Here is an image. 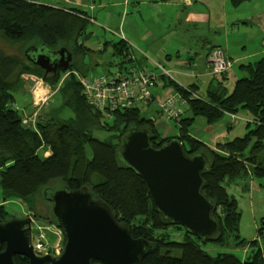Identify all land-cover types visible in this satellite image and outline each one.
<instances>
[{"label":"trees","instance_id":"1","mask_svg":"<svg viewBox=\"0 0 264 264\" xmlns=\"http://www.w3.org/2000/svg\"><path fill=\"white\" fill-rule=\"evenodd\" d=\"M251 1L230 0V3L237 8ZM78 15H81L80 19L76 18ZM82 17L88 16L71 8L44 5L40 0H0V36L8 43L26 44L22 55L0 51V190L4 202L19 200L25 204L27 215H34L37 200L49 202L51 190L56 189L53 187L70 191L86 188L94 199L110 208L115 220L128 229L132 238L149 242L141 264H264V244L258 243L257 239L240 238L236 199L226 191V186L234 180L264 176V58L241 66L245 75L235 81L230 93L210 72L215 78L208 83L204 97L195 91L196 84L180 86L158 74L162 84L160 93L174 90L186 102L185 113L172 123L178 133L162 137L155 125V115H161L156 99L148 103L149 109L154 104L155 110L150 109L151 113L146 116L137 108H129L108 118L87 105L77 79V76H88L82 68V59L89 50L77 48L86 25ZM71 43L81 56V68L71 65V59L66 71L59 70L54 76L43 78V71L31 60L33 49L55 51L66 48L71 54L68 47ZM82 45L79 43L80 47ZM111 46L113 58L108 66L120 69L131 62L124 39H118ZM102 47L101 51L105 49L104 44ZM59 72L65 73L60 82ZM32 76L34 79L39 76L44 82L49 80L53 90L59 82L56 90L62 104L73 114L70 120L63 121L49 113L37 115L34 125L22 124L27 116L24 113H30L16 107V94L27 90V78ZM241 111L249 118L242 137L217 141L211 148L190 135L196 118L214 125L224 115H237ZM137 128L149 132L154 148L177 139L188 156L205 155L208 166L202 174L201 192L215 206L212 216L218 222L219 232L214 239L202 241L182 227L170 224L154 210L143 181L118 157L122 138L128 130ZM93 132H104L109 136L100 140L92 135ZM87 144L91 148L90 157L85 151ZM44 152H47L46 156ZM242 190H248V186L242 185ZM8 218L1 205L0 222ZM260 224L257 233L262 236L264 219ZM169 229L181 232V240L170 239ZM208 244L230 250L242 249L244 257L240 261L228 252L210 256L203 249ZM172 252L179 255H170ZM14 262L28 263L20 256H15Z\"/></svg>","mask_w":264,"mask_h":264},{"label":"rangeland","instance_id":"2","mask_svg":"<svg viewBox=\"0 0 264 264\" xmlns=\"http://www.w3.org/2000/svg\"><path fill=\"white\" fill-rule=\"evenodd\" d=\"M68 4L64 2H68ZM44 5L53 7H67L82 11L93 21H87L85 31L77 42V48L89 50L87 55L84 56L83 63L86 64L82 67L89 77L104 74L107 69L114 70L116 67L108 66L109 59L112 60L111 54L113 53V42L118 39H125L129 42L132 54L135 60H143L142 66L144 69L152 71L157 75L164 70L169 73L168 77L178 83L180 86H191L196 84L198 86L195 91L198 95L204 97L208 83L215 78L210 72L201 74L200 67L198 68V75L194 76L193 69L188 64L189 57L197 53L201 57L205 55V45L213 44L218 49H222L225 54L232 60L237 61L243 55L260 50L262 47L258 45L250 46L247 50L233 45V41L241 35V38H249L250 35L258 33L257 28L248 27L245 23L247 17L245 14L249 9L244 8L241 11H235L230 3V0H200L195 2L194 10L198 13H203L209 16L208 20L198 22L197 26L192 23H185L184 14L186 9H183L179 4L182 0H40ZM264 7V0L259 3ZM229 15V17L227 16ZM233 15V16H230ZM76 18L80 19L79 16ZM236 20V28L232 30L226 29L225 24ZM197 37L208 42L203 44L202 40L197 41ZM82 43V47L79 46ZM104 44L105 49L102 50ZM26 44L21 43H8L3 37L0 36V51L4 54H23V49ZM69 44L68 47L71 51L72 63L71 65L81 68V56ZM166 55L170 56V60L166 59ZM264 56H254L253 59L247 62L258 61ZM99 64H95V61ZM108 62V63H107ZM238 63L227 72V76L216 75L214 80L222 81L226 87V92L230 93L233 89L235 81L243 77L245 72L237 68ZM159 66V67H157ZM82 70V69H81ZM65 73L59 72V82L63 79ZM225 79H222V78ZM39 80L40 92L37 93L41 96L37 98L36 107H32L34 95L32 90L33 84ZM55 88L57 89L58 83ZM29 84L25 92L19 91L16 94V103L24 105L26 102L31 101V105H26L29 111L28 118H31L34 113L37 115L53 114L63 121L70 120L73 117L71 110L64 106L61 102V96L58 90L51 88V82H46L42 79L27 78ZM152 94L157 99H162L159 95L160 88L158 86L151 90ZM28 93V94H27ZM37 97V95H35ZM161 101V100H160ZM26 109H24L26 111ZM155 110V105L153 108ZM148 112L151 113V110ZM49 114V115H50ZM240 117H231L224 115L213 127L215 134L220 138L219 142L231 141L236 137H242L245 132L246 120L243 115L244 111L239 112ZM242 116V117H241ZM229 123L231 129L227 134H222L227 129ZM155 125L163 136H175L178 132L173 124H167L161 115H155ZM208 125L201 119L196 118L190 128V133L195 137L202 138L208 141L209 137L205 130ZM33 128V127H32ZM213 134V135H215ZM92 135L100 140L107 138L109 134L104 132H93ZM211 134L210 137H213ZM221 135V136H220ZM86 154L90 157L92 155L91 148L87 144L85 146ZM42 155V152H40ZM247 185L248 190H242V185ZM53 188H58L55 186ZM226 191L236 199L238 217V234L241 239L246 241L258 240V243L264 244V235L259 236L257 231L260 228V221L264 219V176L262 177H243L232 181L226 186ZM4 207V212L9 218H26L28 211L25 204L19 200L8 199L4 202L2 192L0 190V206ZM51 205L50 202L37 200L35 214L45 217H50ZM170 239L174 241L181 240V232L173 229L167 230ZM37 234L43 236V241L49 246L54 247L59 252L62 251L65 244V239L52 222L45 226L42 224L32 223V237ZM205 252L210 256H215L218 253L228 252L232 253L240 261L244 257L242 249H224L215 245H206L203 247ZM179 255L178 252H172L170 255ZM97 264V263H95Z\"/></svg>","mask_w":264,"mask_h":264},{"label":"water","instance_id":"3","mask_svg":"<svg viewBox=\"0 0 264 264\" xmlns=\"http://www.w3.org/2000/svg\"><path fill=\"white\" fill-rule=\"evenodd\" d=\"M32 56L43 78L66 71L72 59L66 48L33 49ZM150 141L146 129L128 130L118 147L119 159L143 181L154 210L162 218L202 241L214 239L219 232L212 216L215 206L201 192L202 174L208 166L205 155L188 156L177 139L159 148ZM48 201L51 212L45 220L30 214L0 222V264H15V256L26 258L27 264H141L149 242L132 238L110 208L86 188H56ZM51 222L65 239L63 249L57 256L35 255L32 223L47 226Z\"/></svg>","mask_w":264,"mask_h":264},{"label":"built area","instance_id":"4","mask_svg":"<svg viewBox=\"0 0 264 264\" xmlns=\"http://www.w3.org/2000/svg\"><path fill=\"white\" fill-rule=\"evenodd\" d=\"M86 21H93L92 18L82 17ZM131 62L126 63L122 68H114L104 74L93 77H78L77 79L82 86V92L85 96L86 103L92 109L103 113L106 117L110 118L115 112L123 111L129 108H137L141 114L146 116L149 114L148 103L156 99L157 109L159 110L163 120L167 124H172L185 113L186 102L174 90L167 89L161 91L159 95L162 99L154 98L151 90L162 84L159 81L160 75L168 77L169 73L161 70L160 75L154 74L152 71L146 70L139 63H136L135 58L130 54ZM208 63L211 68V73L219 75L225 73L230 68V62L226 60L223 53L220 51H213L209 54ZM159 67V66H157ZM37 80L31 92L34 95L32 107L35 108L37 98L41 96L37 93L40 92L39 85L41 81ZM161 100V101H160ZM36 113L31 118L27 116L23 118L22 124L34 125ZM231 117H238L237 115H229ZM56 247V246H54ZM54 247L49 246L43 241L41 234H36L32 237V249L35 255L43 256L52 254L58 255L60 252Z\"/></svg>","mask_w":264,"mask_h":264},{"label":"crops","instance_id":"5","mask_svg":"<svg viewBox=\"0 0 264 264\" xmlns=\"http://www.w3.org/2000/svg\"><path fill=\"white\" fill-rule=\"evenodd\" d=\"M199 1L200 0H182V2L179 5L181 7H183V9H186V13L184 14L183 22L192 23L194 26H197L198 22H201V21L209 19V16H205V14H203V13L195 12L194 4H195V2H199ZM259 1L260 0H253L251 2L244 3V4L240 5L237 8H234V9H236L235 11H238V10L241 11L244 8L249 9V11L245 14V16L247 17V19H245V23H246V25L248 27L257 28L258 33L254 34L252 36L250 35L249 38H241L240 37L241 35L239 34V37L236 40H234L232 43H233L234 46H238V47L246 49V50L250 46H256V45H258V47L261 46L262 48L260 50L256 51L255 53H253V52L247 53V54L243 55L242 57H239L237 59V61H235V60H232L231 58H229L222 49L215 48L216 46L213 45V44H207L208 42L205 40V38L202 39L201 37H197L198 38L197 39L198 42L202 40L203 44L205 43L207 45H205L206 52H205V55L203 57H201L197 53H194L192 57H189L188 64H189L190 68L193 69V71L195 72L194 76H197L199 74L198 73L199 72L198 71L199 67L201 69V71H200L201 74L202 73L203 74H205V73L207 74V72L208 73L210 72V70H209L210 69V65L208 64L209 54L211 52H213V51H216V50L220 51V52L222 51L223 55L230 61V68L224 73V77L227 76V72L230 69H232L236 63H238L237 68L240 69L241 71H243L241 69V66L251 63V62H247V60L253 59L254 56H264V7H262V5H260V4H258ZM64 3L68 4L69 1L68 2H64ZM51 7H53V6H51ZM59 7L63 8V9L67 8V7H62V6H58V7L56 6L55 8H59ZM71 9H73V8H71ZM73 10H76V9H73ZM78 16H81V15H78ZM227 16L229 17V15H227ZM230 16H233V15H230ZM236 22H237L236 20H232L231 22L226 23L225 24V26H226L225 28L229 29V30H232L233 28H235L239 32L240 29L238 27L236 28ZM125 41H126L127 46L129 47L130 54L133 56L132 49H131V46H130L129 42H127V40H125ZM102 49H103V47H102ZM210 50H212V51H210ZM165 57H166V59L170 60V56L169 55H166ZM261 58H264V57H261ZM83 59H82V61H83ZM94 61H95V64H99V61H96L95 59H94ZM109 61H110V59H109ZM142 62H143V60H137L136 59V63H139V64L142 65ZM252 63H254V62H252ZM82 65L84 67L86 64H84L82 62ZM31 101L26 102L23 106L22 105H18L16 103V107L18 109L24 110L25 109L24 107H27L26 105H28V107L30 106ZM26 111H27V109H26ZM24 114L26 115V112ZM238 114H237V116L240 117ZM242 118L245 119L246 121L249 120L247 114L243 115ZM231 124L232 123L228 124L227 129L222 134H227V132L231 129ZM214 126H215V124L214 125H208V127L205 129L207 131V134H208V137H209L208 141H206V140H204L202 138H199V137H195L191 133H190V135L193 138H195L196 140L201 141L206 146L213 148L215 143L220 138L217 134H215V129L216 128L214 129L213 128ZM211 134L212 135L215 134V135H213V137H210ZM44 155L46 156L47 152H44Z\"/></svg>","mask_w":264,"mask_h":264},{"label":"flooded vegetation","instance_id":"6","mask_svg":"<svg viewBox=\"0 0 264 264\" xmlns=\"http://www.w3.org/2000/svg\"><path fill=\"white\" fill-rule=\"evenodd\" d=\"M34 215H36V214H34ZM29 216V215H28ZM38 217H40L41 219H46L47 217H45V216H41V215H37Z\"/></svg>","mask_w":264,"mask_h":264},{"label":"bare ground","instance_id":"7","mask_svg":"<svg viewBox=\"0 0 264 264\" xmlns=\"http://www.w3.org/2000/svg\"><path fill=\"white\" fill-rule=\"evenodd\" d=\"M60 253H61V252H60ZM60 253H59V254H60ZM59 254H58V255H59ZM47 255H52V254H47ZM52 256H54V255H52ZM56 256H57V255H56Z\"/></svg>","mask_w":264,"mask_h":264}]
</instances>
